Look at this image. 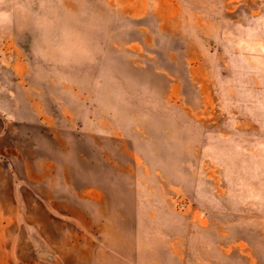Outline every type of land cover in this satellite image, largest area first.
Listing matches in <instances>:
<instances>
[{"label":"rangeland","instance_id":"obj_1","mask_svg":"<svg viewBox=\"0 0 264 264\" xmlns=\"http://www.w3.org/2000/svg\"><path fill=\"white\" fill-rule=\"evenodd\" d=\"M65 182L133 264H264V0H0V204Z\"/></svg>","mask_w":264,"mask_h":264},{"label":"crops","instance_id":"obj_2","mask_svg":"<svg viewBox=\"0 0 264 264\" xmlns=\"http://www.w3.org/2000/svg\"><path fill=\"white\" fill-rule=\"evenodd\" d=\"M111 198L103 187L68 182L26 187L19 200L0 204L15 209L4 220L0 264H133L125 253L123 207Z\"/></svg>","mask_w":264,"mask_h":264}]
</instances>
